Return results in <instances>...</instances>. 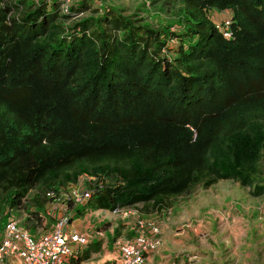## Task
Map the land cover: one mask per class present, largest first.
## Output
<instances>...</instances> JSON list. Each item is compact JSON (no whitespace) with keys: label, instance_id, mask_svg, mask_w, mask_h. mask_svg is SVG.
<instances>
[{"label":"trees","instance_id":"1","mask_svg":"<svg viewBox=\"0 0 264 264\" xmlns=\"http://www.w3.org/2000/svg\"><path fill=\"white\" fill-rule=\"evenodd\" d=\"M73 1L59 12L57 0H0L5 217L31 190L39 220L45 193L83 174L95 207L110 211L161 209L220 179L261 193L264 0H177L154 23L133 18L142 1L125 15L110 4L64 27L88 4Z\"/></svg>","mask_w":264,"mask_h":264},{"label":"rangeland","instance_id":"2","mask_svg":"<svg viewBox=\"0 0 264 264\" xmlns=\"http://www.w3.org/2000/svg\"><path fill=\"white\" fill-rule=\"evenodd\" d=\"M57 1L59 12H64L65 5L75 2ZM86 1V8L78 13H71L64 20V27L86 15L111 11L108 10L110 4L125 15L130 14L134 6L142 1L141 8L145 10L137 9L133 18H144L152 23L156 16L168 17L178 7L177 0H160L153 5L150 0ZM101 3L106 6L104 10L103 5L98 6ZM95 6L101 9H95ZM15 10L16 7L11 13ZM227 15L220 13L212 20L221 24ZM103 25L108 32L117 33L111 24ZM176 42L174 40L167 44L166 52L168 51L169 55L176 48ZM256 181L264 186V160L259 162ZM70 184L72 183L66 186ZM32 193L33 191L29 190L22 205L11 209L10 213L22 227L34 233L46 230L54 218L51 217L50 207L46 202L37 215H42L43 219H35L30 214L34 210L32 202L29 201ZM1 195L2 193L0 232L6 214V203ZM66 206L70 215L68 226L71 229L77 228L76 230L83 232L86 238V242L79 247V261L72 260L68 264H120L114 240L138 234L140 230L135 227L137 220L150 221L158 226L159 246L150 254L149 264H264V190L254 194L251 187L240 185L235 180L220 179L207 187L194 185L186 192L167 200L161 209L141 203L129 206L131 212L135 210V213L126 217H121L118 212L96 208L91 197L83 204L69 202ZM54 210L57 214L61 212L59 209ZM96 229L103 233L101 238L94 232ZM146 230L143 229L147 232Z\"/></svg>","mask_w":264,"mask_h":264},{"label":"built area","instance_id":"3","mask_svg":"<svg viewBox=\"0 0 264 264\" xmlns=\"http://www.w3.org/2000/svg\"><path fill=\"white\" fill-rule=\"evenodd\" d=\"M228 21L225 19L221 28L228 25ZM91 180L93 178L83 174L59 193L52 190L45 193L50 215L54 218L46 230L29 232L9 211L0 232V264H68L75 260L86 238L83 232L68 226L70 215L66 205L69 202L83 204L89 198L91 188L88 185L92 184ZM128 207L116 208L111 212H118L121 217L134 214L135 210L131 212ZM54 209L61 212L57 214ZM39 218L44 217L39 215ZM135 225L140 230L138 234L114 240L120 264H149L150 254L159 246L158 226L155 223L137 220ZM143 229H147V232ZM94 232L98 238L103 235L98 229Z\"/></svg>","mask_w":264,"mask_h":264},{"label":"crops","instance_id":"4","mask_svg":"<svg viewBox=\"0 0 264 264\" xmlns=\"http://www.w3.org/2000/svg\"><path fill=\"white\" fill-rule=\"evenodd\" d=\"M77 229V228H76ZM119 256V255H118ZM151 256V255H150Z\"/></svg>","mask_w":264,"mask_h":264}]
</instances>
